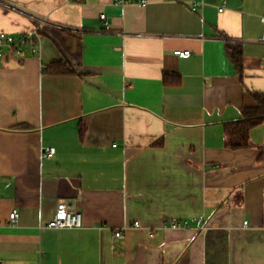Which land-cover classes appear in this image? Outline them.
I'll return each mask as SVG.
<instances>
[{"label":"crops","instance_id":"1","mask_svg":"<svg viewBox=\"0 0 264 264\" xmlns=\"http://www.w3.org/2000/svg\"><path fill=\"white\" fill-rule=\"evenodd\" d=\"M34 30L0 49V260L264 264V122L226 144L264 94V0H0V32ZM61 203L83 227H48Z\"/></svg>","mask_w":264,"mask_h":264},{"label":"built area","instance_id":"2","mask_svg":"<svg viewBox=\"0 0 264 264\" xmlns=\"http://www.w3.org/2000/svg\"><path fill=\"white\" fill-rule=\"evenodd\" d=\"M118 5H127V4H138L140 6H145L148 3V0H114ZM223 8H221L222 10ZM101 19L107 21V14H101ZM40 19V18H39ZM41 20V19H40ZM38 37V30H34L29 34H22L20 37H15L12 34L7 32H0V49L3 46H12L16 50L21 51L24 45H30L32 47V53L35 54L38 51L36 47V39ZM175 53L179 56L188 57L191 55L190 50H177ZM56 153V148L48 147L45 149L44 154L46 156H53ZM20 220V212L18 209H13L10 213V224L15 225ZM247 224V222H245ZM48 227L51 228H81L84 225L83 213L78 209H73L68 203L59 204L55 215L48 221ZM141 227L139 221H135L130 226H125L123 229H118L114 232L116 238L123 237V231L129 227ZM170 226L173 228H181L182 226L188 227V221L180 222L178 219H173L170 222ZM0 264H5L0 260Z\"/></svg>","mask_w":264,"mask_h":264},{"label":"trees","instance_id":"3","mask_svg":"<svg viewBox=\"0 0 264 264\" xmlns=\"http://www.w3.org/2000/svg\"><path fill=\"white\" fill-rule=\"evenodd\" d=\"M227 52L237 66L239 74L243 71L244 60L241 46L228 44ZM43 72L54 74H71L75 70L63 61H55L43 66ZM257 101L255 107L245 108L241 119L226 127L227 147L237 150L251 147L250 131L264 122V94L253 92Z\"/></svg>","mask_w":264,"mask_h":264}]
</instances>
